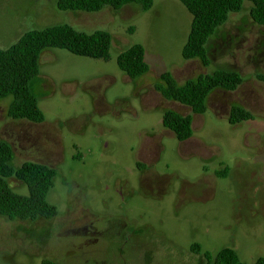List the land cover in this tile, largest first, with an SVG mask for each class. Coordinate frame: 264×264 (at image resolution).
Here are the masks:
<instances>
[{
	"label": "rangeland",
	"instance_id": "obj_1",
	"mask_svg": "<svg viewBox=\"0 0 264 264\" xmlns=\"http://www.w3.org/2000/svg\"><path fill=\"white\" fill-rule=\"evenodd\" d=\"M250 6L245 1L208 39L204 66L181 55L192 16L180 0L97 12L61 11L56 0H0L2 48L59 23L112 35L108 60L43 50L31 84L43 122L9 118L10 97L0 100V140L11 145L12 165L56 168L47 198L58 209L33 222L0 215V264H206L193 242L213 254L230 247L245 264L264 257V83L256 77L264 72V26ZM135 43L149 70L130 78L116 58ZM216 69L237 71L242 82L213 91L201 114L154 86L163 72L183 83ZM233 105L252 118L230 124ZM165 109L191 114L188 139L162 126ZM8 181L26 193L22 181Z\"/></svg>",
	"mask_w": 264,
	"mask_h": 264
},
{
	"label": "trees",
	"instance_id": "obj_2",
	"mask_svg": "<svg viewBox=\"0 0 264 264\" xmlns=\"http://www.w3.org/2000/svg\"><path fill=\"white\" fill-rule=\"evenodd\" d=\"M245 1L251 3L249 14L252 20L264 26V0H180L192 16L189 33L181 49L182 57L187 60L198 59L207 66L208 39L228 20L231 13L242 10ZM127 4H137L142 11H147L152 7L153 0H56V7L61 11L97 12L105 6L118 10ZM111 39V33L106 30L96 29L88 33L68 23H59L29 29L8 47H0V100L10 97L7 116L33 123L44 121V113L31 89L32 81L39 75V59L44 49L61 48L75 55L108 60ZM116 63L130 78H137L149 70L144 58V47L139 43L120 52ZM256 77L264 83V72L257 73ZM241 82L242 76L237 71L216 69L183 83H178L172 73L163 72L154 86L164 98L187 105L193 113L201 114L205 112L208 96L213 91H232ZM252 116L243 107L233 105L227 121L236 124ZM191 121V114L172 109H165L162 113V126L171 131L178 141H184L192 135ZM12 158L10 144L0 140V215L11 221L30 222L56 217L58 209L47 198L56 168L34 161H24L15 168L11 163ZM227 169L219 170L216 175H226ZM13 176L25 184L26 193H19L11 187L8 179ZM190 250L202 254L206 264H245L239 261L236 252L230 247H223L213 254L202 251L201 245L193 242ZM41 264L59 263L42 258ZM253 264H264V257H258Z\"/></svg>",
	"mask_w": 264,
	"mask_h": 264
},
{
	"label": "flooded vegetation",
	"instance_id": "obj_3",
	"mask_svg": "<svg viewBox=\"0 0 264 264\" xmlns=\"http://www.w3.org/2000/svg\"><path fill=\"white\" fill-rule=\"evenodd\" d=\"M11 146V145H10ZM41 263V262H40Z\"/></svg>",
	"mask_w": 264,
	"mask_h": 264
}]
</instances>
